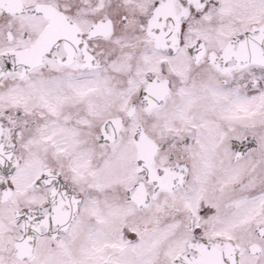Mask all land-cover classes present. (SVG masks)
<instances>
[{"label":"snow or ice","instance_id":"obj_1","mask_svg":"<svg viewBox=\"0 0 264 264\" xmlns=\"http://www.w3.org/2000/svg\"><path fill=\"white\" fill-rule=\"evenodd\" d=\"M0 264H264V0H0Z\"/></svg>","mask_w":264,"mask_h":264}]
</instances>
